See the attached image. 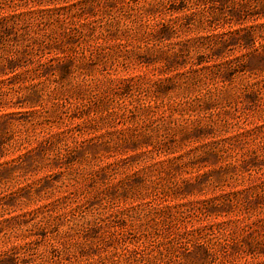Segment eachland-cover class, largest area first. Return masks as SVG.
Masks as SVG:
<instances>
[{"label":"rangeland","instance_id":"374dc122","mask_svg":"<svg viewBox=\"0 0 264 264\" xmlns=\"http://www.w3.org/2000/svg\"><path fill=\"white\" fill-rule=\"evenodd\" d=\"M0 264H264V0H0Z\"/></svg>","mask_w":264,"mask_h":264}]
</instances>
